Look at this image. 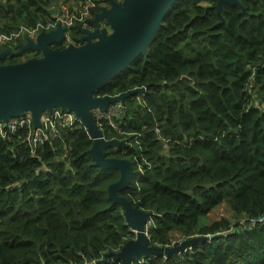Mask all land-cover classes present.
<instances>
[{"label": "trees", "instance_id": "16d2710c", "mask_svg": "<svg viewBox=\"0 0 264 264\" xmlns=\"http://www.w3.org/2000/svg\"><path fill=\"white\" fill-rule=\"evenodd\" d=\"M79 1L0 0V35ZM217 2L177 0L147 52L95 93L145 88L123 102L119 129L103 132L125 142L107 156L132 161L134 176L118 195L150 214L151 243L208 237L134 264H264V225L251 224L264 216V0L225 4L224 22ZM70 36L82 34L73 27ZM16 40L0 51L26 39ZM23 55L40 56L26 51L0 65ZM24 137L0 135V264H121L104 260L136 236L108 195L120 172L96 165L82 125L61 129L34 155ZM223 204L232 217L210 220Z\"/></svg>", "mask_w": 264, "mask_h": 264}, {"label": "water", "instance_id": "95a60500", "mask_svg": "<svg viewBox=\"0 0 264 264\" xmlns=\"http://www.w3.org/2000/svg\"><path fill=\"white\" fill-rule=\"evenodd\" d=\"M176 1L109 0V4L88 20L87 27L76 26L82 34L76 42L61 47L66 30L59 25L50 32H40L35 40L29 38L17 44L16 50L0 51V60L26 51L40 54L19 63L0 65V120L6 124L10 119L30 114L37 126L44 112L51 114L55 108L72 111L93 140L90 153L96 165L120 172L119 180L108 187V195L113 203L123 208L126 224L136 236L118 252H108L104 260L110 257L121 264H134L151 256L181 254L208 239L197 236L174 246L151 243L148 236L150 214L118 195L134 176L132 161L107 156L109 149L125 146V142L106 139L92 113V109L104 111L110 104L123 103L145 91L140 87L116 96L95 95L147 52ZM225 4L240 5V2L218 0L215 9L222 22Z\"/></svg>", "mask_w": 264, "mask_h": 264}, {"label": "built area", "instance_id": "2783aa9c", "mask_svg": "<svg viewBox=\"0 0 264 264\" xmlns=\"http://www.w3.org/2000/svg\"><path fill=\"white\" fill-rule=\"evenodd\" d=\"M106 5L107 4H105L103 0H81L77 4H73L71 7L62 5L57 8L51 20L47 22L40 21L31 28L22 27L17 33L12 35H0V43L6 44L9 42H13L14 44H16V39L19 36H24L25 39L30 38L35 40L40 32H50L61 25L66 30L64 38V44L66 46L69 43H72L70 36L71 28L78 25L81 27H87L88 20L93 17V12L98 7L102 8ZM123 110V103L118 102L115 104H110L104 111H100L99 109H92V113L97 121L98 126L102 130L106 125L117 131L119 128L117 127L114 119L122 117L124 114ZM81 125L82 124L79 118L74 112L55 108L51 114H49L48 112L42 113L40 116V124L37 126L34 125L33 117L30 114H25L19 116L18 118L10 119L6 124L0 120V135L5 138L9 137L19 130H24V143L28 145L32 155H34L37 147L45 144L50 138L57 137L61 129H74ZM257 223H261L264 225V216L251 220L252 225H255ZM151 224L152 221L150 220L148 222V226ZM182 241L183 240L178 242L177 240H174L169 246L177 245Z\"/></svg>", "mask_w": 264, "mask_h": 264}, {"label": "rangeland", "instance_id": "374dc122", "mask_svg": "<svg viewBox=\"0 0 264 264\" xmlns=\"http://www.w3.org/2000/svg\"><path fill=\"white\" fill-rule=\"evenodd\" d=\"M102 26V25H100ZM8 45H11L12 43H7ZM14 45V44H13ZM33 52V51H32ZM26 59V56L23 55L21 57V61H25ZM222 217H226V218H231L232 217V213H231V210L229 208L228 205L226 204H223L219 207H217L211 214H210V220H218V219H221ZM179 239V236L175 238V240H178Z\"/></svg>", "mask_w": 264, "mask_h": 264}, {"label": "flooded vegetation", "instance_id": "af4514ba", "mask_svg": "<svg viewBox=\"0 0 264 264\" xmlns=\"http://www.w3.org/2000/svg\"><path fill=\"white\" fill-rule=\"evenodd\" d=\"M38 54V53H37ZM39 57V56H38Z\"/></svg>", "mask_w": 264, "mask_h": 264}, {"label": "clouds", "instance_id": "9594fccd", "mask_svg": "<svg viewBox=\"0 0 264 264\" xmlns=\"http://www.w3.org/2000/svg\"><path fill=\"white\" fill-rule=\"evenodd\" d=\"M63 46V45H62Z\"/></svg>", "mask_w": 264, "mask_h": 264}]
</instances>
